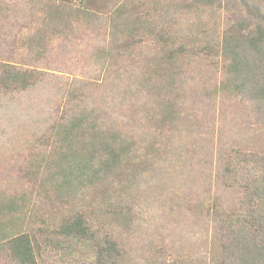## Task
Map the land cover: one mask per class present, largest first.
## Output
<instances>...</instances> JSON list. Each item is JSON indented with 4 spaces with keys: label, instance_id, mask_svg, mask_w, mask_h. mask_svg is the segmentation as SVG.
<instances>
[{
    "label": "rangeland",
    "instance_id": "rangeland-1",
    "mask_svg": "<svg viewBox=\"0 0 264 264\" xmlns=\"http://www.w3.org/2000/svg\"><path fill=\"white\" fill-rule=\"evenodd\" d=\"M121 2L148 11L160 33L168 31L191 45L221 41L226 28L222 8H196V0H0V201L24 196L31 203L27 221L40 231L39 241L48 244L38 264L96 263L89 245L53 231L65 213L77 210L94 219L98 234L107 232L122 245L124 264L207 263L214 227L205 206L215 200L229 206L236 195L217 179L219 153L234 146L264 154V125L243 98L218 91L222 64L214 51L208 58L197 54L182 63L178 122L164 127L155 114H146L145 108L162 98L140 86L164 87L170 76L163 80L155 73L159 68L152 55L162 51L155 46V32L131 47H112L108 18ZM52 3L84 7L99 17L75 19L73 27L67 19L65 29L60 28L64 32L55 34L42 19ZM42 25L48 42L39 51L25 40ZM8 70L27 73L29 83L5 82ZM85 107L100 114L108 110L126 137L137 147L142 144L149 172L136 182L122 181L124 208L128 202L134 213L128 226L109 217L108 204H90L103 192L98 182V192L83 188L75 199L40 187L56 143V124ZM0 264H17L2 247Z\"/></svg>",
    "mask_w": 264,
    "mask_h": 264
},
{
    "label": "trees",
    "instance_id": "trees-1",
    "mask_svg": "<svg viewBox=\"0 0 264 264\" xmlns=\"http://www.w3.org/2000/svg\"><path fill=\"white\" fill-rule=\"evenodd\" d=\"M196 1L199 5L196 4V8H213L217 4L225 11L226 28L221 41L191 45L168 31L160 33L157 21L149 17L148 11L133 10L125 2L110 12L111 42L115 50L131 47L138 38L154 32L159 36L155 46L160 45L162 51L152 55V62L154 68H159L155 73L162 79L170 76V80L164 87L156 85L148 89L140 86V90L147 89L146 93L165 92L157 95L162 99L156 101L155 107L145 108L146 114H155L154 119L164 127L178 122L183 107L179 96L182 63L197 54L200 59L208 58L210 51H214V56L218 55L222 64L218 91L222 95H231L227 98H243L242 103L264 125V0ZM97 17L98 14L84 7L52 3L44 9L42 19L55 34H62L67 19L70 20L68 25L73 27L77 20ZM46 36L42 25L28 35L25 44H35L34 47L42 51L48 42ZM4 73L5 82L14 86L24 87L30 81L23 71ZM174 81L175 84L171 85ZM106 115L111 116V120L107 121ZM112 116L106 109L100 114L93 107H85L56 124V143L51 150V159L44 167L45 177L40 187H53L59 197L66 195L68 199H75L92 187L98 192L101 184L104 186L101 196L90 199V204H99V201L102 205L108 204L109 217L128 226L134 222V213L128 202L124 208L122 196L126 187L122 181L136 182L138 176L148 171L149 165L140 150L142 144L137 147L129 140L121 122L112 121ZM216 176L236 195L229 206L219 200L205 206L214 230L208 260L203 264H264V154L230 146L227 151L219 153ZM15 197L0 201V247L17 264H38L48 244L39 241L40 231L27 221L31 218V203L24 196ZM96 228L94 219L77 210L65 213L53 231L66 239L89 245V252L95 253V264H124L122 245L107 232L101 236Z\"/></svg>",
    "mask_w": 264,
    "mask_h": 264
}]
</instances>
